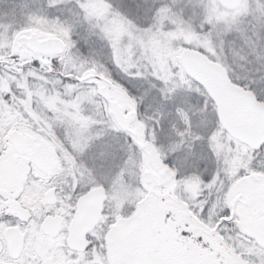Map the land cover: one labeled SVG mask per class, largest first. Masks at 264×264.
I'll return each instance as SVG.
<instances>
[{"label": "snow or ice", "instance_id": "1", "mask_svg": "<svg viewBox=\"0 0 264 264\" xmlns=\"http://www.w3.org/2000/svg\"><path fill=\"white\" fill-rule=\"evenodd\" d=\"M0 264H264V0H0Z\"/></svg>", "mask_w": 264, "mask_h": 264}]
</instances>
